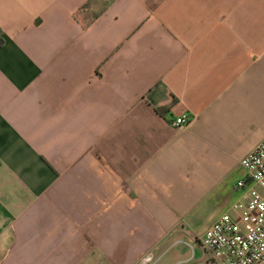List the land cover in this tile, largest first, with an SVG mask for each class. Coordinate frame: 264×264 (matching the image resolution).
<instances>
[{
    "label": "crops",
    "instance_id": "crops-1",
    "mask_svg": "<svg viewBox=\"0 0 264 264\" xmlns=\"http://www.w3.org/2000/svg\"><path fill=\"white\" fill-rule=\"evenodd\" d=\"M0 38V264H218L202 236L264 140V0H0Z\"/></svg>",
    "mask_w": 264,
    "mask_h": 264
},
{
    "label": "built area",
    "instance_id": "built-area-1",
    "mask_svg": "<svg viewBox=\"0 0 264 264\" xmlns=\"http://www.w3.org/2000/svg\"><path fill=\"white\" fill-rule=\"evenodd\" d=\"M190 120L182 114L171 123L185 126ZM241 163L246 176L235 186L242 191V200L221 214L202 236L204 248L218 264H264V140ZM155 262L151 253L142 257L143 264Z\"/></svg>",
    "mask_w": 264,
    "mask_h": 264
},
{
    "label": "rangeland",
    "instance_id": "rangeland-1",
    "mask_svg": "<svg viewBox=\"0 0 264 264\" xmlns=\"http://www.w3.org/2000/svg\"><path fill=\"white\" fill-rule=\"evenodd\" d=\"M154 257H156V255H158V253L157 252H153V254H152ZM170 256H171V254H167V255H165L163 258H161L160 259V257L157 259V261H156V263L155 264H162V262L163 261H165V260H167V259H169L170 258ZM160 259V260H159Z\"/></svg>",
    "mask_w": 264,
    "mask_h": 264
},
{
    "label": "trees",
    "instance_id": "trees-1",
    "mask_svg": "<svg viewBox=\"0 0 264 264\" xmlns=\"http://www.w3.org/2000/svg\"><path fill=\"white\" fill-rule=\"evenodd\" d=\"M3 40L0 38V44H2ZM168 107H162V108H158L159 111H165L167 110Z\"/></svg>",
    "mask_w": 264,
    "mask_h": 264
}]
</instances>
